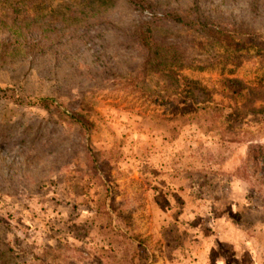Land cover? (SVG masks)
<instances>
[{
  "label": "rangeland",
  "instance_id": "1",
  "mask_svg": "<svg viewBox=\"0 0 264 264\" xmlns=\"http://www.w3.org/2000/svg\"><path fill=\"white\" fill-rule=\"evenodd\" d=\"M29 1L54 18L88 10L82 0ZM251 1L201 4L217 25L264 40V0L259 14ZM155 2L159 15L190 6ZM106 5L114 23L91 27L98 36L68 58L0 53V121L41 130L45 143L39 153L0 142V250L20 264H264V165L241 172L250 143L264 144V115L250 114L247 93L228 81L264 89V49L161 30L184 55L176 98L174 81L141 75V56L124 48L127 24L153 12ZM194 80L214 102L194 103ZM178 117L194 118L178 132Z\"/></svg>",
  "mask_w": 264,
  "mask_h": 264
},
{
  "label": "trees",
  "instance_id": "2",
  "mask_svg": "<svg viewBox=\"0 0 264 264\" xmlns=\"http://www.w3.org/2000/svg\"><path fill=\"white\" fill-rule=\"evenodd\" d=\"M86 3L87 9H73L70 13H61L54 18L33 11L29 0H10L0 1V53L20 54L24 60L29 59L36 54L54 59H64L70 57L73 50L96 36L90 29L103 23H114V14L109 12L106 4L113 1L127 3L139 10H151L152 18L144 19L142 17L132 20L127 24L125 35L128 41L124 48H130L141 56L140 74H160L162 77L172 80L175 83L174 91L176 98L181 94V85L178 79L181 69L182 46L176 41H167L160 37V31L165 28L191 31L196 38L226 37L228 40L244 39V42L250 43V48L258 47L264 49V40H255L258 31L254 29H243V27H232L226 29L222 25H217L213 14L203 9L202 0H189L190 6L183 12L177 8L167 9L160 15L157 13L158 5L155 0H82ZM256 1L250 3L249 9L259 14V8L255 5ZM82 33H80V31ZM6 32V37L2 34ZM67 37L65 43L62 38ZM203 43V41H200ZM65 45V54L60 53V47ZM244 46V45H242ZM183 57V58H182ZM235 88L247 93V99L244 106L248 107L249 113L254 115H264V89L245 84L238 78L228 79ZM194 103L199 105L203 102H214V98L207 87L201 85L198 80L192 81ZM198 92V95L195 93ZM204 96V97H202ZM256 99L262 100V104H257ZM42 100L53 101L52 98L45 97ZM54 104V103H53ZM49 105L46 102V107ZM218 104L210 105L214 107L218 114L222 115ZM58 107V106H57ZM178 108V107H177ZM220 110V111H218ZM77 118L74 120L83 128L92 126L86 118L75 113ZM179 118V117H178ZM194 117L179 118L182 121L178 125L177 131L182 132L186 123L193 120ZM8 128H6V126ZM21 128V132L13 134ZM13 130V132H12ZM174 130V129H173ZM43 131H33L21 124H5L0 121V142L6 145L21 144L28 149L36 150L42 153L45 150V143L41 142ZM230 138V137H226ZM235 140V139H234ZM51 139H47L50 142ZM30 153V152H28ZM253 163L258 169L261 164L264 165V144L252 142L249 145L247 157L241 168L242 174L248 171V164ZM244 172V173H243ZM264 176V175H263ZM7 251L9 253H7ZM0 264H20L17 261L14 252L9 248L0 250Z\"/></svg>",
  "mask_w": 264,
  "mask_h": 264
}]
</instances>
